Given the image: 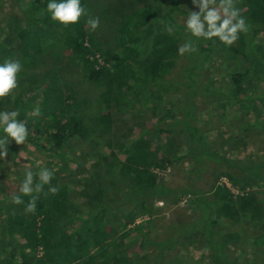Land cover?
<instances>
[{
    "label": "trees",
    "instance_id": "obj_1",
    "mask_svg": "<svg viewBox=\"0 0 264 264\" xmlns=\"http://www.w3.org/2000/svg\"><path fill=\"white\" fill-rule=\"evenodd\" d=\"M6 1L5 28L0 25V61L18 59L21 71L19 92L0 100V110L11 100L12 109L20 115L26 110L32 114L29 122L18 116L28 128L25 143L62 158L63 149L72 141H87L92 150L100 147L98 139L112 131L113 111L158 117L151 125L140 124L137 137L118 142L108 156L96 152L108 180L83 169L86 175L77 183L51 168L53 178L34 194L32 212L25 210L28 196H22L20 204L11 200L18 194L19 184H7L0 176V264H125L127 256L131 264H178L168 252L176 254V247L186 242L188 250L196 249L197 235L208 240L214 262L246 264L237 255H230L232 246L244 240L249 242L250 263L264 264L259 254L264 249V154L250 153L236 161L242 157V144L250 141L248 132L264 129V0H234L248 31L230 46L216 38L189 37L172 16L176 9L183 19L187 17L186 11H179L180 0H139L137 6L133 0L126 16L114 21L118 28L108 47L95 40L92 33L97 34L96 30L86 28V17L62 26L49 19L47 0ZM81 3L85 7L86 0ZM170 25L175 26L171 33L166 31ZM188 39H192L195 51L182 54L180 64H176L178 46ZM96 55L97 60L105 61L98 69ZM66 58L80 70L77 86L86 84L93 94L82 95L76 86L64 90L57 68L28 75L42 59L62 64ZM215 61L224 65L227 80L222 89L213 85L204 90L208 82L205 67ZM174 95L183 97L175 112L169 103ZM204 107L222 123L211 127L213 120L209 118L208 122L202 119L203 126H199ZM34 109L39 115H33ZM231 121L236 128L230 126L225 138L222 127ZM219 129L222 131L215 137ZM7 149L17 158L10 142ZM185 161H190V168L183 173V188L172 187L153 173ZM222 162L227 167L218 170L217 179L225 178L237 194L218 181L209 192H202L196 181L203 164L221 166ZM256 179L261 183L259 190ZM49 187H55L56 193H50ZM185 190L196 195L195 203L203 208L191 221L170 224L162 241L160 235H148L149 222L132 227L144 213L143 202L164 196L168 199ZM222 221L238 224L240 231L216 235ZM248 228L251 234L246 232ZM138 232H145L147 238L140 239L141 249L148 241L159 247L154 254L157 258L133 251L135 236L131 233Z\"/></svg>",
    "mask_w": 264,
    "mask_h": 264
},
{
    "label": "rangeland",
    "instance_id": "obj_2",
    "mask_svg": "<svg viewBox=\"0 0 264 264\" xmlns=\"http://www.w3.org/2000/svg\"><path fill=\"white\" fill-rule=\"evenodd\" d=\"M166 3L168 0H158ZM134 2L133 0H86L85 3V9L87 10L88 14L90 16H95L99 18V26L95 29L97 31V34L92 33L94 35L95 40L101 44L103 47L110 46V39H114V30L118 28V24L114 23V21H119L120 19H123L126 14L129 12L128 9L130 7V4L128 3ZM141 1L135 0V3L133 6L140 5ZM165 5V4H164ZM236 5V4H235ZM165 6H162V10ZM135 8V7H134ZM241 8V7H240ZM186 11L189 14V11H196V9L192 6L191 0H180L179 2V11ZM2 12V13H1ZM8 14V5L6 0H0V25L1 28L4 27L3 20L5 17L7 18ZM172 16L175 17L176 21H179L180 24L184 25L183 16L179 14V12L175 9ZM87 28V26H86ZM167 28V27H166ZM88 29V28H87ZM4 31V30H2ZM5 32V31H4ZM182 45L179 44L178 48ZM86 47L87 44H84ZM181 54L177 55L176 58V64H180L179 60L181 59ZM116 57V56H115ZM90 60H93V56L89 57ZM114 58V56L112 57ZM103 60V58H98V60ZM221 61H215L208 64L205 68L207 71V80L208 82L205 83L203 89L210 88L211 86L215 85L218 86L219 89L223 88V85L225 80H227V72H225L224 65L220 64ZM96 64L97 62V55H96ZM106 64V63H105ZM53 68H57L58 70V76L62 83V87L65 89L72 88V86H76L77 90L82 95H90L94 93V90L88 86L86 87V84H77L80 80V70L77 67H74L73 64H71L68 60V58L64 59V63L62 64H56V62L53 61H45L42 59L41 62L38 64V67L32 68L28 70V75L34 76L38 72H48ZM264 80V77L262 78ZM206 81V79H204ZM228 82V81H227ZM16 92H19L18 88L14 89L10 95H14ZM1 98L2 102L6 101V97ZM183 97H180L178 95H174L171 97V100L169 101L170 105L173 106L172 111H178L182 105ZM13 102L10 100V102H7V105H5L6 109L4 110H11L13 108ZM202 106H205L204 104ZM202 111L201 119H199V122L202 121V123H199V126H203V120L205 121L209 120V118H212L213 123L212 126H217L222 123L220 122V118L216 116H209L207 113H209L206 107ZM223 108V107H222ZM237 114L240 113V108H237L235 111ZM21 119L25 121H30L32 119V114H27L26 112H23L20 116ZM158 117L157 115L153 113H147L142 114V116L136 114H120L117 111H113L112 113V125H111V133L105 135L104 137L99 138L98 142L100 141V147H97L95 150H92L91 143H88L87 141H81L76 142L72 141L69 143L68 147H65L63 149L62 158L59 156H54L51 153L47 151H42L40 149H37L36 147H33L27 143L17 145L14 142H10L11 146L13 147L14 151H16L17 158H14L12 155V152L7 149V153L4 157H0V176L4 177L6 179L7 184L10 185H18L20 180L23 178V174L25 171H32L35 172L40 167H47L49 169L55 168L59 169V173L63 176H71L70 181L79 182L80 179L82 180L84 178V175H86L87 171H96L99 175H101L104 179L108 180V176L104 173L103 169L98 165L97 161V153L103 154L108 156L110 153L114 152L113 149L116 148L118 142L120 141H126V140H133L137 137L139 133V125H151L153 123H156L155 118ZM261 117L264 122V110L261 114ZM224 122V121H223ZM230 126L233 128H236V123L232 125V121L230 124L226 127H222L223 132L222 135H225V138H227L228 130H230ZM206 127V126H205ZM262 129V128H261ZM221 129L216 131L215 137L222 131ZM235 132V131H234ZM248 136L250 138L249 143L242 144L243 147L239 149V151L242 154V157L237 159L243 160L245 156L251 155H259L264 154V129L260 131L259 128H252L251 131L248 132ZM118 137V138H117ZM94 139V138H93ZM216 145L218 143L216 142ZM74 149V151H71ZM97 152V153H96ZM232 155H227V158H230ZM61 160L64 161V163H61ZM190 161H185L183 165H178L171 167L166 170H154L153 173L160 179L167 182L169 185L175 188H183L184 186V177L183 173H187L190 168ZM221 166L217 164H211L208 165L203 164V170L200 173V177L197 179V187L202 190V192H209L212 186H215L218 182L219 183H225V185L228 186L230 191L236 195L237 191L233 189L229 182L225 178L217 179V176L219 177L220 170L226 169L227 163L222 162L220 163ZM86 172H84V170ZM183 169V172L180 173V170ZM185 169V170H184ZM233 171L235 170V167H232ZM83 170V171H82ZM220 172H219V171ZM157 178V179H159ZM218 181V182H217ZM257 184V190H259L261 187V183L258 182L256 179ZM75 186V184H73ZM259 186V187H258ZM210 189V190H209ZM256 189V188H254ZM184 193V194H183ZM179 195H175L172 197H161V199L155 198L154 201L150 202H143V207L145 208L144 213L137 217L134 221V224L132 227L136 226H143L145 225V222H149L151 224L149 232L150 237H158L160 235L161 241L166 237L167 235V228L170 226V224H173L175 222H182V221H191L192 217L196 215V213L200 212L202 213V205L197 202L195 203L196 195H190L187 190L184 192L178 193ZM2 196V195H1ZM196 206H195V204ZM194 207L198 210L195 211ZM210 231H213V228H209ZM232 230L240 231L239 225L235 224L234 222H228V221H222L219 228L217 227V231H215L216 235H219L220 233L224 234L226 232H230ZM248 234H251L252 231L250 228L246 230ZM126 233L127 230H126ZM125 233V234H126ZM145 232L143 233H131V236H135L133 242V251H135L136 254H149L152 253L154 255L156 251L159 249V247L154 248L150 241L147 242L146 245H144V248H140V239H147L145 236H143ZM142 235V236H141ZM245 238V237H244ZM195 240L199 244L196 249H190L188 250L186 246H188V242L181 243L178 247H176V254H174L173 250H170L168 253L170 254V257L173 256V259L178 264H222L218 263L217 261L214 262V255L213 250L210 249L208 240H206L204 237L197 235L195 237ZM246 243H249L246 241ZM244 243V240H241V243L236 245H233L230 249V255H237V258H242L243 261L246 262V264H252L250 263V260L252 256H250V250H248V246ZM152 246V247H151ZM184 246V247H181ZM236 248V249H235ZM235 249V250H234ZM259 251V250H258ZM261 253H259L262 257H264V249H260ZM154 258H157L156 255H154ZM125 264H131L129 257L127 256L125 258ZM256 264V263H253ZM260 264V263H257Z\"/></svg>",
    "mask_w": 264,
    "mask_h": 264
},
{
    "label": "clouds",
    "instance_id": "obj_3",
    "mask_svg": "<svg viewBox=\"0 0 264 264\" xmlns=\"http://www.w3.org/2000/svg\"><path fill=\"white\" fill-rule=\"evenodd\" d=\"M192 6L197 11H189L184 20V31L191 38L210 40L216 38L225 46L232 45L240 34L247 33L248 24L235 7L234 0H191ZM49 19L59 25L68 26L76 24L80 18L86 17L85 23L90 31L99 26V18L90 16L82 6L81 0H47L45 5ZM175 30L174 25L166 28L169 33ZM178 54L195 51L192 39L186 40L178 49ZM21 63L18 59L5 58L0 61V98L8 96L18 86V73ZM16 109L0 110V157L7 153V145L14 142L24 144L28 137V128ZM33 115H39L38 110H33ZM53 178V171L47 167H40L34 174L25 171L19 182L18 194L11 197L15 204L22 203V196H28L29 201L25 210H35V193H39L44 185H49ZM48 191L55 194L57 189L49 187Z\"/></svg>",
    "mask_w": 264,
    "mask_h": 264
},
{
    "label": "built area",
    "instance_id": "obj_4",
    "mask_svg": "<svg viewBox=\"0 0 264 264\" xmlns=\"http://www.w3.org/2000/svg\"><path fill=\"white\" fill-rule=\"evenodd\" d=\"M98 57V56H97ZM98 64H96V69H98L100 66L104 65L103 60L101 61L100 59L97 60Z\"/></svg>",
    "mask_w": 264,
    "mask_h": 264
}]
</instances>
